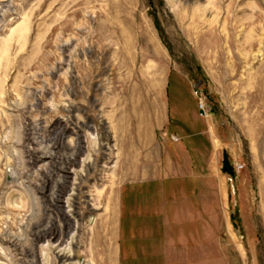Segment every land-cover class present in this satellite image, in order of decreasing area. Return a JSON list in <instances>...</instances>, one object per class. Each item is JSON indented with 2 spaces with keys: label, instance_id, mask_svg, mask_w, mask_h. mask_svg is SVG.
<instances>
[{
  "label": "rangeland",
  "instance_id": "374dc122",
  "mask_svg": "<svg viewBox=\"0 0 264 264\" xmlns=\"http://www.w3.org/2000/svg\"><path fill=\"white\" fill-rule=\"evenodd\" d=\"M0 11V264H264V0Z\"/></svg>",
  "mask_w": 264,
  "mask_h": 264
},
{
  "label": "bare ground",
  "instance_id": "6f19581e",
  "mask_svg": "<svg viewBox=\"0 0 264 264\" xmlns=\"http://www.w3.org/2000/svg\"><path fill=\"white\" fill-rule=\"evenodd\" d=\"M5 8V7H4ZM8 9V8H7ZM6 10V9H5ZM4 10V11H5ZM1 12V11H0ZM4 14V13H2ZM1 18V17H0ZM82 141V140H81ZM79 144V143H78ZM78 147V146H77ZM75 150V149H74ZM79 150V149H78ZM74 152V151H73ZM76 153V152H75ZM74 156V155H73ZM53 157L49 156L47 157L46 155H41L39 158H37V160L35 162L39 163V162H42V161H45V160H50L52 159ZM90 161V160H89ZM62 169V170H61ZM60 170L61 172L64 174H62V176L60 175L57 179L60 180L62 182V179L65 178L66 180L70 179L69 175L70 173L68 171H66L65 167H62ZM65 181V180H64ZM63 181V182H64ZM60 184V182H59ZM73 189V188H72ZM74 192V191H73ZM72 192V193H73ZM74 198H70L68 200H70V204L71 206H69V208L71 207L74 208L75 205H74V201L77 197V191L72 195ZM61 197V196H60ZM55 198V197H54ZM62 198V197H61ZM58 199V198H57ZM63 199V198H62ZM54 202V201H53ZM59 202V201H58ZM56 204V203H55ZM66 204H68V202H66ZM66 206V205H65ZM67 207V206H66ZM71 211V210H70ZM72 213L75 215V210H72ZM72 219H77L75 217H73V215H71ZM66 223V222H65ZM75 223L77 224L78 223V220L75 221ZM75 225V224H74ZM68 227V226H67ZM72 228H68L66 231L70 232ZM78 230L79 228H77V226L75 228H73L72 231H74V233L72 234V237H71V240L69 242H66L67 245L64 246V247H60L61 245L58 244L57 246H53L50 244L51 248L55 250L57 256H58V259H59V262L62 263V264H80V262L78 261H75V258H76V250H75V245H76V242H77V238H78ZM56 234V233H55ZM47 235V234H46ZM56 236V235H55ZM46 236L43 234L41 235V238H45ZM40 238V239H41ZM65 238V236H64ZM54 240V239H52ZM56 240V239H55ZM58 242H61V241H64V239L62 238H59L57 240ZM48 259V258H47Z\"/></svg>",
  "mask_w": 264,
  "mask_h": 264
},
{
  "label": "crops",
  "instance_id": "0c3cea01",
  "mask_svg": "<svg viewBox=\"0 0 264 264\" xmlns=\"http://www.w3.org/2000/svg\"><path fill=\"white\" fill-rule=\"evenodd\" d=\"M183 106H180V108L177 107L176 109V112L174 113L173 115V118L178 121L176 122V126L173 127V130L170 134L174 135L176 134L175 132H178V134L180 136H182L184 139L185 138H191L189 140L191 141H194V138L195 136L197 137L198 135H204L205 133H207L206 129L205 131L203 130H200L199 126H200V123L199 121H196L193 120L192 118H190L188 115H189V112L185 111L183 108ZM192 114L195 113L194 111V108L191 107V112ZM165 126V124H164ZM117 134H118V137H117ZM115 133L114 135L117 137L118 141H121V137H119V134L120 133ZM149 135H146L144 136L143 132L140 131L137 133L136 135V141H155V137H154V133H151L148 132ZM177 135L179 138H180V141L182 140L181 137ZM206 135V134H205ZM121 136V135H120Z\"/></svg>",
  "mask_w": 264,
  "mask_h": 264
},
{
  "label": "built area",
  "instance_id": "2783aa9c",
  "mask_svg": "<svg viewBox=\"0 0 264 264\" xmlns=\"http://www.w3.org/2000/svg\"><path fill=\"white\" fill-rule=\"evenodd\" d=\"M201 109L205 112V114L208 116V113H207V110L205 108V104L203 103V101H201ZM175 140L178 142L179 139L178 138H175Z\"/></svg>",
  "mask_w": 264,
  "mask_h": 264
}]
</instances>
